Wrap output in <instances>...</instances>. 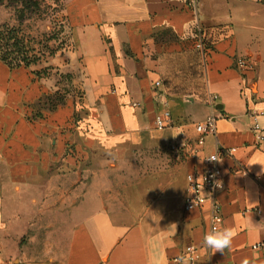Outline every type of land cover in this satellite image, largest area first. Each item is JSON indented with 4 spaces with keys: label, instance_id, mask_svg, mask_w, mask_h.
<instances>
[{
    "label": "crops",
    "instance_id": "0c3cea01",
    "mask_svg": "<svg viewBox=\"0 0 264 264\" xmlns=\"http://www.w3.org/2000/svg\"><path fill=\"white\" fill-rule=\"evenodd\" d=\"M66 15L69 46L29 67L0 61V264H176L188 244L198 264H264L251 117L264 133V0H70ZM164 111L172 125L159 129ZM211 115L200 157L177 160L169 145ZM219 146L236 147L218 193L220 228L236 236L213 253L210 208L186 211L184 196Z\"/></svg>",
    "mask_w": 264,
    "mask_h": 264
},
{
    "label": "built area",
    "instance_id": "2783aa9c",
    "mask_svg": "<svg viewBox=\"0 0 264 264\" xmlns=\"http://www.w3.org/2000/svg\"><path fill=\"white\" fill-rule=\"evenodd\" d=\"M197 47L200 49L206 48L204 36H200L197 40ZM236 66L243 71L252 70L254 62L248 57H239L236 59ZM156 86L161 85V81L155 82ZM133 106H140L139 102H132ZM253 118L252 130L255 133L258 141H264L263 129L258 122L259 113L252 112ZM216 116H208L205 120L196 122L194 129L196 137L183 141H175L169 145L170 152L179 161L197 159L200 157L202 148L205 144L206 137L216 133ZM172 125V117L170 111H164L156 118V126L159 129L166 128ZM236 147L219 146L215 151L203 157L198 169L188 174V187L184 196V209L191 211L195 209L210 208V230L213 227L220 228L224 216L222 213V205L218 198V193L223 184V170L220 165L222 157L232 155ZM210 158H215L212 160ZM217 182L221 186L217 187ZM260 213L259 208H246L244 213L248 212ZM262 243H256L253 248H258ZM202 256L200 246L196 244H188L184 247L181 254L175 259L176 264H198Z\"/></svg>",
    "mask_w": 264,
    "mask_h": 264
},
{
    "label": "rangeland",
    "instance_id": "374dc122",
    "mask_svg": "<svg viewBox=\"0 0 264 264\" xmlns=\"http://www.w3.org/2000/svg\"><path fill=\"white\" fill-rule=\"evenodd\" d=\"M69 1L0 0V27H19L22 35L31 39L37 48L43 49L47 54L46 46L64 49L71 44L69 30L66 28ZM52 103H57L56 97Z\"/></svg>",
    "mask_w": 264,
    "mask_h": 264
},
{
    "label": "trees",
    "instance_id": "16d2710c",
    "mask_svg": "<svg viewBox=\"0 0 264 264\" xmlns=\"http://www.w3.org/2000/svg\"><path fill=\"white\" fill-rule=\"evenodd\" d=\"M187 1L189 3L191 1L192 3L194 0ZM20 31L19 27L9 25L0 27V61L6 63L12 69L21 66L29 67L40 61L43 57L47 55L51 56L60 50L59 48L52 49L50 46H46L48 50L47 54L43 49L37 48L31 39L22 35ZM55 97L57 103H52ZM55 97H48L51 108L57 107L64 100L61 96Z\"/></svg>",
    "mask_w": 264,
    "mask_h": 264
},
{
    "label": "clouds",
    "instance_id": "9594fccd",
    "mask_svg": "<svg viewBox=\"0 0 264 264\" xmlns=\"http://www.w3.org/2000/svg\"><path fill=\"white\" fill-rule=\"evenodd\" d=\"M7 93L0 90V98L6 99ZM0 106H3L2 101H0ZM216 160L215 158H210ZM217 187L221 186L220 182H217ZM236 236V232L231 227L216 228L213 227L209 232L204 235L203 245L211 249L213 253L219 251L224 252L226 249L232 247V242ZM242 264H248L247 259L242 261Z\"/></svg>",
    "mask_w": 264,
    "mask_h": 264
}]
</instances>
